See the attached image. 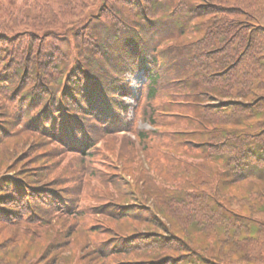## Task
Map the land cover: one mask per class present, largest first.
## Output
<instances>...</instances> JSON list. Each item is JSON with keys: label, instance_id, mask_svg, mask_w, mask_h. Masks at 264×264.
<instances>
[{"label": "trees", "instance_id": "obj_1", "mask_svg": "<svg viewBox=\"0 0 264 264\" xmlns=\"http://www.w3.org/2000/svg\"><path fill=\"white\" fill-rule=\"evenodd\" d=\"M51 6L0 0V256L264 264V0ZM141 67L138 118L153 130L121 117ZM106 139L117 168L62 165L88 167Z\"/></svg>", "mask_w": 264, "mask_h": 264}, {"label": "rangeland", "instance_id": "obj_2", "mask_svg": "<svg viewBox=\"0 0 264 264\" xmlns=\"http://www.w3.org/2000/svg\"><path fill=\"white\" fill-rule=\"evenodd\" d=\"M49 3L52 5L51 6V9L52 11H54V8L56 6V3H57V0H53V2L51 0H48ZM58 20H61L62 22H72V19L67 17V16H62V17H59ZM49 40L46 39L44 41V43L48 42ZM54 44V43H52ZM66 53H67V50H66ZM142 73H139L136 72L135 74L133 75H130L128 76L127 80L130 81L131 83V88H132V92H133V95L131 97H129L128 99V107H127V111L125 112L124 116L129 119V120H132L135 119L136 122L134 124V130H137L139 129L140 131L142 130H150L149 129V126H147L148 123H143L139 118H138V113H137V105L139 104H142V101H141V98L138 99L136 101V98L139 91L141 90V84L144 83V78L145 77H142ZM135 107V110H133V113L132 111L129 112V110H131L132 108ZM136 114H137V118H136ZM118 135V141H124V142H128L132 139H134V136L131 134H126V133H120V134H117ZM129 138V140L127 139ZM108 140L107 143H105V145H103V142L101 140L97 141L96 143V146H95V151H93V154L90 156V158H88V160H90V163L88 164V167L87 165H84V167H80L78 168V170H74L73 169V162L71 161L70 162V159L69 158H66V162L63 163L62 165L64 167H67L69 168V171L73 174L77 176H81L80 174L86 176L88 173H93V174H97V169H93V163L95 160H98L99 162H101L103 165L100 167V168H105V166H107L106 164H104V162H102L101 160L104 159V156L107 157L108 161L112 164H116V160H115V157H113L112 155L108 154L109 153V150L112 148V145H111V142L109 141V139H106ZM136 140V138H135ZM9 146V145H8ZM125 147V145L123 146ZM127 151H129V154L130 155H134L135 154V149L134 147L131 148V149H127ZM101 154V155H100ZM104 155V156H103ZM142 157L144 155H141ZM102 157V159H101ZM115 168H117V166L115 165ZM124 168L126 170H128L125 165H124ZM82 169L84 172H82ZM101 173H98L97 176H100ZM101 177V176H100ZM86 178V177H85ZM92 191H95L96 188L92 187L91 185V189ZM85 197L82 198L81 200V203L80 204H84V201H85ZM143 211V214L140 215L142 218H145L146 216L149 217V212L144 209L142 210ZM3 248L4 250L2 251L3 255L0 256V258L2 260H4V264H46L45 262L47 261V259H45L44 261L39 258H37V255L41 252L40 249H37L38 251L36 252H33V250H31V248H27V250H23V247H19V246H16V247H1ZM61 264V263H60ZM66 264H69V263H66Z\"/></svg>", "mask_w": 264, "mask_h": 264}]
</instances>
